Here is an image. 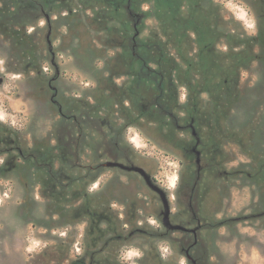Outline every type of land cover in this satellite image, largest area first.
<instances>
[{"label":"flooded vegetation","instance_id":"af4514ba","mask_svg":"<svg viewBox=\"0 0 264 264\" xmlns=\"http://www.w3.org/2000/svg\"><path fill=\"white\" fill-rule=\"evenodd\" d=\"M0 3L4 5L3 0ZM69 5L70 0H32V9L39 8L35 9L37 19L45 18L50 29L52 13ZM133 15L129 36L132 54L135 60L140 59V65L117 67L110 61L103 67L107 78L113 80L112 98L99 96L90 101L63 96L55 87L60 71L52 61L55 74L48 81L53 92L50 103L58 112L63 129L70 126L65 127L68 120L73 125L69 132L77 143L68 142L66 135L61 137V146L32 148V199L36 193L59 199L69 194L77 217L87 218L89 224L81 240L67 247L62 258H51L50 264H123L122 251L139 238L145 246L141 264H179L180 261L170 258H158L163 242L172 250L180 249L185 264H211L208 249L215 244L217 231L242 221L243 216H227L221 209L226 191L224 179L230 174L229 134L237 139L241 134L229 132L228 77L226 85L221 86L224 97L204 98L202 91L212 95L213 87L205 81L199 88L194 87L198 67L150 66L148 56L137 53L139 38L144 36L140 32L142 18L137 13ZM205 37L202 40L206 50L225 74L237 75L252 60L261 59L254 52L244 59L240 55L231 57L226 37L217 36L215 40ZM180 59L181 56L175 55V61L180 63ZM188 69L189 81L182 76L184 83H181L177 75ZM81 117L91 119L94 128H84ZM132 133L158 137L160 140H154L155 143L171 150L179 167L171 168L172 173L178 172L172 193L161 175L160 161H155L164 155L159 150L137 147ZM22 157L24 151L16 139L0 130V179L14 172L20 174L24 169L20 167ZM237 172L246 173L245 169ZM161 191L168 201L170 223L181 228L165 225L166 205ZM182 232L192 235L194 240L187 242ZM56 246L63 250L62 244L57 243L50 248Z\"/></svg>","mask_w":264,"mask_h":264},{"label":"rangeland","instance_id":"374dc122","mask_svg":"<svg viewBox=\"0 0 264 264\" xmlns=\"http://www.w3.org/2000/svg\"><path fill=\"white\" fill-rule=\"evenodd\" d=\"M93 1L70 0L68 7H60L58 11L52 13L51 29L45 18L37 19L35 9L3 13L16 27L23 25L27 28L28 35H32L25 38L31 52L27 53L26 46H14L10 38L0 30V130L15 138L19 147L25 151L29 150L32 153V148H40L38 146L40 142H43V146L48 144L61 146L63 144L61 137L66 135H69L68 142L77 143V138L69 132L73 125L68 120L65 127L70 126L63 129L61 118L50 103L53 92L48 81L49 77L55 74L53 60L60 71L59 80L55 85L59 93L70 98H87L90 101L99 97L98 86L102 87L105 84L100 83L101 76L107 78L108 75L103 71V67L113 61L112 57L121 53L128 57L129 61L134 60L130 49L132 48L130 33H127L131 21L127 14L129 5L124 0L98 1L100 3L95 6L99 7L96 8L99 12H109L116 19V15H121L122 19L120 22L113 19L112 24L110 22L106 24L104 31L100 28L101 19L93 17L94 13L89 6ZM217 2L224 18L222 29L231 32L232 41L247 40L257 34L258 24L260 26L261 21H264V16H259L264 15V0H217ZM199 3L200 5H195L187 0L182 5L178 3L176 11L174 10L175 18L172 24L179 34L178 46L186 44L188 45L186 47L190 48L181 57L180 64L199 68L195 88H199L205 81L206 85L213 87V93H219V83L215 82L225 73L214 63L201 35L208 31L207 37L211 39L216 38L219 33H213L212 23L206 19L204 8L207 5L203 0H199ZM2 7L4 5L0 3V8ZM214 18L219 19L215 16ZM35 19L34 25L31 26L29 23ZM145 22L148 28L157 27L154 19ZM148 28L142 27L143 35H147ZM120 37H124L123 42ZM145 39L146 37H140V44L144 43ZM37 43L39 48L35 47ZM147 46L148 43L141 46L140 54L148 56L152 53ZM194 49V53H191ZM251 49L250 52L259 54L258 46ZM32 51L37 55L36 60L26 57L32 55ZM165 53L163 52L164 56ZM249 54L248 52L246 56ZM186 71L187 73L183 75L185 77L190 75V69ZM129 81L127 80L128 84ZM237 83L238 92L228 117V125L230 131H239L241 134L239 139L232 136L228 139L227 168L230 174L224 179L226 191L220 199L224 215H239L243 218L236 225L221 227L217 231L215 244L208 249V255L211 264H264V218L248 217L254 212L264 210L262 191L254 179L249 178L246 173L244 175L237 172L242 169L250 172L255 154L264 151L263 61L256 58L250 62L249 67L240 70L237 74ZM202 92L204 98L211 96L205 93V90ZM81 119L84 128H94L91 119L88 117ZM251 120L258 127L257 131L244 130ZM132 136L135 137L133 143H136L137 147L162 152L164 157L155 161H160L163 171L161 175L172 193L178 182L176 179L178 172L173 170L172 173L171 168L179 167L171 150L155 143L154 140L159 142L158 137L148 138L135 133H132ZM20 167L24 168L20 174L14 172L0 179V264H50L51 258H62L67 247L81 240V234L85 235L89 223L87 218L77 217L69 194L67 198L62 199L66 200V211L59 215L57 211L51 212L52 199L59 198L36 193L32 199V168L23 157L20 159ZM62 217L67 219L61 221ZM182 236L187 242L194 240L192 235L183 232ZM143 242V239L139 238L124 248L121 255L123 264H141L145 250ZM54 243L62 244L63 250L59 246L50 248ZM198 248V246L193 248L192 252ZM158 252L159 257L163 259L170 258L173 261H180L179 264L186 263L184 253L180 249L172 250L167 243H161Z\"/></svg>","mask_w":264,"mask_h":264},{"label":"trees","instance_id":"16d2710c","mask_svg":"<svg viewBox=\"0 0 264 264\" xmlns=\"http://www.w3.org/2000/svg\"><path fill=\"white\" fill-rule=\"evenodd\" d=\"M4 1V7L0 8V30L1 32H3L8 38H10V40L12 41V44L14 46L17 47H25V50L27 51V53H31L28 50L27 44L28 42L25 40V38L32 36L31 34L28 35V31L27 28L25 26H21V27H16L15 24H13L12 22H10V20H8V17H5L3 13H12L14 11H18L19 9L22 11H28L30 9H32V0H3ZM98 1H104V0H98ZM98 1H93V3L91 5H89L92 8V11L94 13L93 17L94 18H100L101 19V24H102V30L105 29L106 24L107 23H111L112 21H114L113 19L117 20V21H121V15H116L117 19L112 17V15H110L109 12H99L96 9V4L100 3ZM118 1V0H117ZM191 2H193L195 5L199 3V0H190ZM204 3L207 5V9L204 8V13L206 16V19L209 20V22L212 23V27L215 34L219 33L218 36H220V38H224L226 37L228 43L230 44V52H229V56L233 57V55H240L243 57V59L246 57V54L248 52H250L254 46H258L259 47V55H261V61H263L264 63V21H261L260 26L258 28V32L255 36H251L249 37V39L247 40H234L232 41L231 38L233 37V35L231 34V32H227L225 30L222 29V24L224 23V18L221 15V7L219 6V4L215 3L213 0H203ZM116 2V0H115ZM124 2H126L127 5H129V8L127 9V14L129 15L128 17H130V25L129 27V31H127V33H131V28H132V20L135 18L133 13H137L139 14V16L142 18V26L144 29L148 28V25L146 24V20L148 19H154L155 20V24H156V28H148L149 32L147 33V35H143L142 30H140V32L142 33V35L144 37H146V39L144 40V44L147 45L148 43V49L151 50L152 53H150L148 55V63L150 66H161V67H175L177 65H179L180 63H178L177 61H175V55H179L181 57H183V54H186L190 48H187L185 44V46H178V37L179 34H177V31L174 30V25L172 24V20H174L175 18V14H174V10L176 11L175 7L177 6L178 3H180L182 5V3L187 2V0H124ZM144 6H147V8H145ZM88 7V6H87ZM209 7V8H208ZM37 7H35L34 9H36ZM37 10H39V8H37ZM163 15H162V12ZM218 17L219 19L214 18ZM259 16H264V15H260ZM120 17V18H119ZM212 20L217 21L215 23L212 22ZM263 20V18H262ZM36 21V19L29 23L32 25H34V22ZM112 24V23H111ZM142 29V28H141ZM118 32H120L121 34H124L123 31L118 30ZM119 34V35H121ZM202 38H206L205 36L208 35V31L204 33H201ZM121 41H124V37H120ZM215 40V38H214ZM243 45L246 47H243ZM36 48H39V44L37 43V45L35 46ZM241 49H234V48H240ZM131 49V54H132V48ZM141 44L138 45L137 48V53L138 55H140V50H141ZM248 51V52H247ZM163 52H167L165 53V56L163 55ZM251 53V52H250ZM137 55V56H138ZM250 55V54H249ZM37 55L34 54V52L32 51V55H27L26 57L29 58H35ZM169 57V58H167ZM249 57V56H248ZM253 57V56H252ZM132 58L134 59V56L132 54ZM138 58H140L138 56ZM154 58V59H153ZM247 58V57H246ZM128 57H125L124 54H117L116 56L112 57L113 60V64H115V66L117 67H121V66H132L135 64L140 65V59H137V62H133L134 60L131 59V61L128 60ZM242 58L240 60H243ZM36 60V58H35ZM235 61V59H234ZM42 63V62H41ZM133 63V64H132ZM231 63V60H230ZM42 67V65H41ZM43 73V72H42ZM187 73V72H185ZM171 75L173 76V70H171ZM184 73L183 72H179V80L181 81V83L183 82V76ZM228 77V90H227V97L229 99V116L231 113V109L233 107V104L235 102L236 96H237V92H238V83L236 80L237 75L234 74L233 72H229V74H223V76L218 77V80L216 82H218L220 84V91L219 93H213L212 90V97H224L225 95L222 94L224 92V90L222 89L221 86H225V79ZM186 80L189 81L188 76H186L185 78ZM233 79L236 80V84H232L233 83ZM173 80L175 81L176 78L173 77ZM151 81V80H150ZM101 84L105 83L102 87L98 86V91H99V96H101L102 98H112L113 95L111 93V88L112 85L111 83H113V80L111 78H104L103 76H101L100 79ZM156 82V81H155ZM215 82V83H216ZM125 90H127L126 87H124ZM158 89V88H157ZM97 96V95H96ZM228 116V117H229ZM6 130L7 129L5 128ZM244 130L246 131H257L258 127L255 125V123H253V121H249L248 124H246V126L244 127ZM234 131V130H233ZM229 132H231L229 130ZM230 134H229V138H230ZM43 142L39 143L38 146L40 147H46L42 145ZM42 145V146H41ZM55 146V145H53ZM262 148H264V145H262ZM24 151V160L25 162H27V165H29L32 168V153L31 151H25L24 149H22ZM254 164L252 165V169L250 170V172L246 171V174L249 178L254 179V181L260 186L261 191H262V203H264V151L263 152H257L254 156ZM66 200H62V199H52L51 201V212H61L62 214L65 213L66 211ZM65 215V214H64ZM63 216V215H62ZM248 217L250 218H264V210L263 211H258V212H254L251 215H249ZM63 219H67V217H62L61 221ZM69 220V219H68ZM67 222V221H64ZM158 258H160L158 256Z\"/></svg>","mask_w":264,"mask_h":264},{"label":"water","instance_id":"95a60500","mask_svg":"<svg viewBox=\"0 0 264 264\" xmlns=\"http://www.w3.org/2000/svg\"><path fill=\"white\" fill-rule=\"evenodd\" d=\"M50 49L52 50V47ZM146 178L148 179L149 183L151 184V181H150V179H149V177L147 175H146ZM161 195H162L163 200H164L165 205H166V209H165V212H164V223H165V225L168 226L169 228H174V229L181 228L180 226H173L170 223V220H169V207H168V201H167V198H166V194L161 191Z\"/></svg>","mask_w":264,"mask_h":264}]
</instances>
